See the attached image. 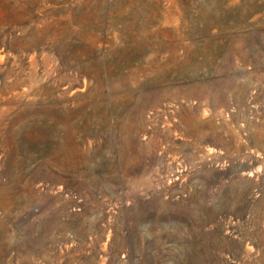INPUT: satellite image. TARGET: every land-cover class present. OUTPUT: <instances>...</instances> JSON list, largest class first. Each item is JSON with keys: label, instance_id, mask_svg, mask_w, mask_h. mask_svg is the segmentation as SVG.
<instances>
[{"label": "rangeland", "instance_id": "rangeland-1", "mask_svg": "<svg viewBox=\"0 0 264 264\" xmlns=\"http://www.w3.org/2000/svg\"><path fill=\"white\" fill-rule=\"evenodd\" d=\"M0 264H264V0H0Z\"/></svg>", "mask_w": 264, "mask_h": 264}]
</instances>
